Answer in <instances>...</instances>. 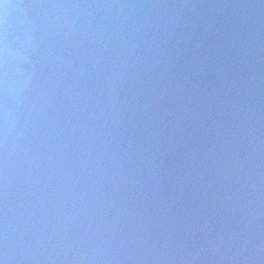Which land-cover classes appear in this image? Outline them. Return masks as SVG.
I'll use <instances>...</instances> for the list:
<instances>
[{"label": "clouds", "instance_id": "clouds-1", "mask_svg": "<svg viewBox=\"0 0 264 264\" xmlns=\"http://www.w3.org/2000/svg\"><path fill=\"white\" fill-rule=\"evenodd\" d=\"M9 7L4 5L5 11ZM168 25L152 33L148 48L131 65L139 107L125 121L123 133L132 135L124 151L128 161L121 164L133 159L144 164L125 181L137 186L141 198L132 203V195L120 194L111 218L101 217L102 227L89 223L88 214L81 217L77 228L84 230L78 234L69 235L58 214L52 221L45 213L15 234L5 221L0 264H264V193L257 183L264 181L261 50L241 17ZM61 29L59 22L51 25L52 36ZM3 77L6 97V62ZM4 135L6 189V104ZM145 169L147 177L141 179ZM97 229L100 246L112 254L74 255L78 246L87 245L86 234ZM50 245L63 256L46 255Z\"/></svg>", "mask_w": 264, "mask_h": 264}, {"label": "water", "instance_id": "water-1", "mask_svg": "<svg viewBox=\"0 0 264 264\" xmlns=\"http://www.w3.org/2000/svg\"><path fill=\"white\" fill-rule=\"evenodd\" d=\"M4 3L10 7L5 11L0 6V119L4 127L6 104L8 168L4 222L7 221L10 234L18 233L45 213L52 221L57 214L64 217L68 234H78L84 229L77 225L88 214L93 217L89 223H100L102 227L101 217L111 218L120 194L132 195V203L141 198L137 186L125 181L130 179L133 168L138 171L144 164L139 159L121 164L128 161L124 151L132 135L131 131L123 133L125 121L139 107L131 65L139 61L152 33L163 28L166 21L171 27L189 19L211 18L220 22L241 17L251 27L264 66V0ZM155 3L204 6H147ZM57 22L62 29L53 37L51 25ZM142 24L145 27L140 28ZM154 54L155 49L149 52V63ZM243 154H247L246 149ZM260 175L264 177V165ZM146 177L147 169L141 179ZM257 183L264 193V181ZM110 191L115 195L109 196ZM86 235L90 236L87 245L78 246L74 255L112 254L110 249L100 246L99 229L95 235ZM45 254L64 253L50 245Z\"/></svg>", "mask_w": 264, "mask_h": 264}, {"label": "snow or ice", "instance_id": "snow-or-ice-1", "mask_svg": "<svg viewBox=\"0 0 264 264\" xmlns=\"http://www.w3.org/2000/svg\"><path fill=\"white\" fill-rule=\"evenodd\" d=\"M6 5L4 0H0V6ZM3 100L0 97V107H2ZM4 172H5V135L3 120L0 119V230L4 224V217L6 215V193L4 191Z\"/></svg>", "mask_w": 264, "mask_h": 264}]
</instances>
